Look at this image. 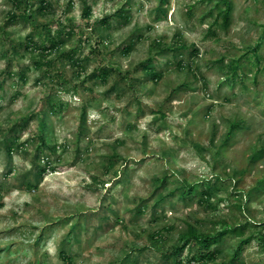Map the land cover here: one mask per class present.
<instances>
[{
  "label": "rangeland",
  "instance_id": "374dc122",
  "mask_svg": "<svg viewBox=\"0 0 264 264\" xmlns=\"http://www.w3.org/2000/svg\"><path fill=\"white\" fill-rule=\"evenodd\" d=\"M29 1L0 0V264H175L235 224L216 262L264 264V0Z\"/></svg>",
  "mask_w": 264,
  "mask_h": 264
},
{
  "label": "trees",
  "instance_id": "16d2710c",
  "mask_svg": "<svg viewBox=\"0 0 264 264\" xmlns=\"http://www.w3.org/2000/svg\"><path fill=\"white\" fill-rule=\"evenodd\" d=\"M29 0H13V3L16 4L18 8H20L24 4H29ZM47 0H40V9L44 10L47 9ZM229 10H226L222 13V22L221 25L223 27H228L230 24V15ZM91 14V9L88 7L84 13L85 17H89ZM102 22H106V19H103ZM63 42L62 39V31H58L57 35L53 37L52 43L50 47L47 49L48 52H51L53 49L60 48L61 44ZM73 52V51H72ZM65 56H68L71 61H74V54L70 52L63 53ZM76 64H80L79 61H75ZM74 63V64H75ZM149 71H154L152 67L148 68ZM157 75V73H153ZM99 75L103 80H106L108 76V70L106 68H103ZM52 108L55 110V106L52 105ZM27 144V141L20 142L17 148H24ZM12 150V145L9 146ZM46 148H50L51 150H54L50 147V145L46 144V141L43 137L40 138V143L35 147V157L37 160L38 167L40 169V175L42 176L47 169L49 168V161H45L43 158V152ZM55 147V146H54ZM46 162L45 164H42L41 162ZM183 195L187 194H193L196 196H199L201 201H207L208 194L207 191H198L196 186L193 185H187L186 189L182 191ZM245 231V226L243 224H235L231 227H226L224 229L217 230L215 232H200L195 227H189V229L186 231V233L183 235V242L177 246H175L171 251L167 253V257L172 259L175 264H184L187 262L188 264H218L216 261L218 259L220 251L216 248L217 243L227 234H236L238 236H242ZM190 244H193L196 246L197 250L195 253L190 254L186 259H182L181 255L183 254L186 247ZM61 252L62 258L65 260H68V256ZM214 262V263H213ZM230 264H245L243 261H236L234 260Z\"/></svg>",
  "mask_w": 264,
  "mask_h": 264
}]
</instances>
